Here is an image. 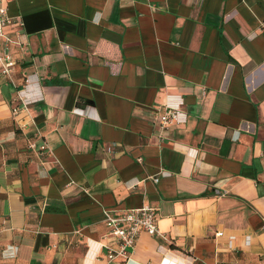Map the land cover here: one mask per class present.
Returning a JSON list of instances; mask_svg holds the SVG:
<instances>
[{"label": "crops", "instance_id": "1", "mask_svg": "<svg viewBox=\"0 0 264 264\" xmlns=\"http://www.w3.org/2000/svg\"><path fill=\"white\" fill-rule=\"evenodd\" d=\"M9 15L0 264H264V0H14ZM166 105L186 121L163 131ZM143 206L166 238L109 262L104 211Z\"/></svg>", "mask_w": 264, "mask_h": 264}, {"label": "built area", "instance_id": "2", "mask_svg": "<svg viewBox=\"0 0 264 264\" xmlns=\"http://www.w3.org/2000/svg\"><path fill=\"white\" fill-rule=\"evenodd\" d=\"M14 0H0V68L1 73L12 78L14 73L16 62L10 50L11 44L13 43L7 30L16 25L20 24L16 22L9 15V5ZM22 100V98L20 97ZM23 101V106L27 107L28 102ZM19 109H14V113L17 114ZM186 121V115L182 111L181 105H166L164 112L160 117V128L165 131L172 124H181ZM31 148H35L32 144ZM42 150L46 149V146L41 147ZM154 182L157 183L159 179L155 177ZM105 223L110 229V234L113 236L119 245V249L108 250V261L115 259L130 260L132 253L134 252L136 243L142 233H148L152 236H160L166 238L165 234L162 233L157 225L156 209L143 206L137 209L126 210L120 217H114L109 211H104ZM222 235V233H218Z\"/></svg>", "mask_w": 264, "mask_h": 264}]
</instances>
